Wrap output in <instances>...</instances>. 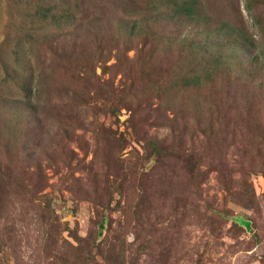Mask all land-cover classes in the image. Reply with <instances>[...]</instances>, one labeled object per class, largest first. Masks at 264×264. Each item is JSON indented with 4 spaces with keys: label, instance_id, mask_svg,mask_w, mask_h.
<instances>
[{
    "label": "rangeland",
    "instance_id": "rangeland-1",
    "mask_svg": "<svg viewBox=\"0 0 264 264\" xmlns=\"http://www.w3.org/2000/svg\"><path fill=\"white\" fill-rule=\"evenodd\" d=\"M0 264H264V0H0Z\"/></svg>",
    "mask_w": 264,
    "mask_h": 264
}]
</instances>
